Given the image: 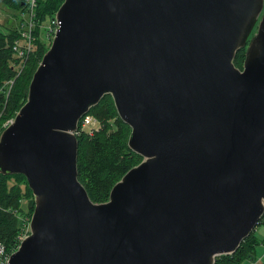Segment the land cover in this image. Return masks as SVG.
I'll list each match as a JSON object with an SVG mask.
<instances>
[{
    "label": "water",
    "instance_id": "1",
    "mask_svg": "<svg viewBox=\"0 0 264 264\" xmlns=\"http://www.w3.org/2000/svg\"><path fill=\"white\" fill-rule=\"evenodd\" d=\"M55 18L27 101L0 134V173L24 175L35 202L8 264L234 253L264 218V0H64ZM108 94L142 161L95 202L79 179L78 130Z\"/></svg>",
    "mask_w": 264,
    "mask_h": 264
},
{
    "label": "trees",
    "instance_id": "2",
    "mask_svg": "<svg viewBox=\"0 0 264 264\" xmlns=\"http://www.w3.org/2000/svg\"><path fill=\"white\" fill-rule=\"evenodd\" d=\"M63 1L38 0L31 51L23 57L14 48L17 40L25 43L21 31L15 27L5 28V31L0 28V134L6 127V121L14 118L27 101L34 72L49 49L42 32L45 31L48 38L53 36L44 24L55 16ZM0 2L18 16L28 11L26 0ZM44 27L46 30L43 31ZM245 50V47L241 48L235 57L239 68H243ZM12 79L14 81L10 85ZM88 114L99 120V126L92 132L81 130L78 134L79 179L93 201L105 202L109 200L113 186L142 161V156L129 147L131 127L120 117L111 95H105ZM26 202L27 206H24ZM34 207L33 193L26 177L0 173V241L6 244L9 252L17 250L25 224L24 213L32 217ZM263 222L264 218L260 224ZM260 244L254 230L234 253L218 256L215 264H244L246 260L255 258Z\"/></svg>",
    "mask_w": 264,
    "mask_h": 264
},
{
    "label": "built area",
    "instance_id": "3",
    "mask_svg": "<svg viewBox=\"0 0 264 264\" xmlns=\"http://www.w3.org/2000/svg\"><path fill=\"white\" fill-rule=\"evenodd\" d=\"M27 2V8L29 11V20H27L26 23L29 24V31L26 30L23 34V39L25 41V43H23L21 40H17L15 42V50L19 53V55H26V53H29L31 51V47H32V42H33V31L31 33L32 28L34 27L35 21H34V17H35V9L37 7V3L38 0H26ZM27 24V25H28ZM48 29L51 33H54L57 29H58V22L56 20V18H52L50 21V25H48ZM8 125V124H6ZM92 126V128L90 129V132H92L94 130V128H98L99 126V121L91 116L90 114H87L86 116H84L81 121H80V127L78 130V134L81 132V130H87L86 127L87 126ZM30 233L29 231V227H28V232L25 233V230L22 231L21 235L19 236V246L21 244V242L23 241V239ZM18 246V247H19ZM13 252H9L6 244L2 241H0V264H8L11 254ZM250 261L254 262L253 259H251Z\"/></svg>",
    "mask_w": 264,
    "mask_h": 264
},
{
    "label": "rangeland",
    "instance_id": "4",
    "mask_svg": "<svg viewBox=\"0 0 264 264\" xmlns=\"http://www.w3.org/2000/svg\"><path fill=\"white\" fill-rule=\"evenodd\" d=\"M28 14H29V11H26L24 14L18 16L16 14V12H14L11 9H9L7 6H5L4 4H2L0 2V28L2 30H4V31H5V28H13V27L18 28L21 31V36H23L22 33H24L26 30L29 31V24L26 23L27 20H29ZM49 20L44 24L45 27L47 26V28H48V25H50V21ZM22 21H24V22H22ZM34 21H35V17H34ZM24 23H26V24H24ZM35 27H36V23L34 24V27L32 28L31 33H32V31H34ZM45 27L43 28V31L46 30ZM255 30H256V28L254 29V31ZM254 31H252V33L250 35L251 38H252V36L254 34ZM44 32H42V35L44 34L45 38H47L46 39L47 46L50 47L51 46V43H52V39L54 37V33H51L49 31V33H51L53 36H50V38H48L47 35H46V33H44ZM23 56L24 55H22V57ZM13 81H14V79H12L10 81V83H11L10 85H12ZM91 116H93V115H91ZM12 120H13V118L12 119H9L8 121H6L5 125L6 124H9ZM91 128H92V126H90V125L86 127V129L88 131H90ZM24 206H27V202H26V204ZM24 215L25 216H23V219L25 220V224L23 226L24 227L23 230H25V233H27L28 232V227H29V231H30V221H31V218L32 217L29 218L28 214H25V213H24ZM255 232H256L257 236L260 238L261 244H262L263 243V240H264V222L261 223V224H258V226L255 229Z\"/></svg>",
    "mask_w": 264,
    "mask_h": 264
},
{
    "label": "crops",
    "instance_id": "5",
    "mask_svg": "<svg viewBox=\"0 0 264 264\" xmlns=\"http://www.w3.org/2000/svg\"><path fill=\"white\" fill-rule=\"evenodd\" d=\"M254 262L246 260L244 264H264V241L257 247Z\"/></svg>",
    "mask_w": 264,
    "mask_h": 264
},
{
    "label": "flooded vegetation",
    "instance_id": "6",
    "mask_svg": "<svg viewBox=\"0 0 264 264\" xmlns=\"http://www.w3.org/2000/svg\"><path fill=\"white\" fill-rule=\"evenodd\" d=\"M256 31V30H255ZM255 31H254V33H255Z\"/></svg>",
    "mask_w": 264,
    "mask_h": 264
}]
</instances>
